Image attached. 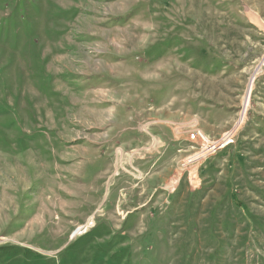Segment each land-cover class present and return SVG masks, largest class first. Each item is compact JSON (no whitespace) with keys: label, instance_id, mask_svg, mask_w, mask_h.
<instances>
[{"label":"rangeland","instance_id":"rangeland-1","mask_svg":"<svg viewBox=\"0 0 264 264\" xmlns=\"http://www.w3.org/2000/svg\"><path fill=\"white\" fill-rule=\"evenodd\" d=\"M0 245L264 264V0H0Z\"/></svg>","mask_w":264,"mask_h":264},{"label":"built area","instance_id":"built-area-1","mask_svg":"<svg viewBox=\"0 0 264 264\" xmlns=\"http://www.w3.org/2000/svg\"><path fill=\"white\" fill-rule=\"evenodd\" d=\"M225 137V136H224ZM189 140L192 143L198 144L200 147V151L195 154H192L191 156H188L186 159L187 164H193L195 163L198 159L203 158L206 156V154H211L215 153L217 150L220 148L225 147L227 144L232 142V140H226V138L221 139V140H213L210 138L209 135H207L205 132H203L200 129L194 130L189 134ZM90 225H85V226H80L78 229L79 234L86 233L88 229L91 226Z\"/></svg>","mask_w":264,"mask_h":264},{"label":"trees","instance_id":"trees-1","mask_svg":"<svg viewBox=\"0 0 264 264\" xmlns=\"http://www.w3.org/2000/svg\"><path fill=\"white\" fill-rule=\"evenodd\" d=\"M6 255H12L15 257H21L20 259L27 257L33 258L34 252L25 250L24 248L16 245H0V262ZM23 256V257H22Z\"/></svg>","mask_w":264,"mask_h":264},{"label":"crops","instance_id":"crops-1","mask_svg":"<svg viewBox=\"0 0 264 264\" xmlns=\"http://www.w3.org/2000/svg\"><path fill=\"white\" fill-rule=\"evenodd\" d=\"M189 142H190V140H189V134H188V137L186 138ZM191 144H192V142H190ZM148 152H152V150H148ZM162 152H163V150H162ZM161 152V153H162ZM147 153V152H146ZM150 157H152V156H150ZM176 166H178V164H176ZM175 169H176V167H175ZM174 169V171L172 172V174L170 173H168L167 175H163V173H161V172H155L154 174H153V177H156V179H157V177H158V179H159V185H158V187L157 188H155V192H157L159 189H162V190H166L167 191V186H168V184H169V182L173 179V178H175L176 176H178L177 174V171L179 170V167H178V169H176L175 170ZM180 170H182V169H180ZM193 179V178H192ZM180 181V179L179 180H177V182H179ZM169 191V190H168ZM171 191V190H170ZM170 191H169V193H170Z\"/></svg>","mask_w":264,"mask_h":264},{"label":"bare ground","instance_id":"bare-ground-1","mask_svg":"<svg viewBox=\"0 0 264 264\" xmlns=\"http://www.w3.org/2000/svg\"><path fill=\"white\" fill-rule=\"evenodd\" d=\"M202 22V21H201ZM191 129V128H190ZM178 132V131H177ZM181 133V132H180Z\"/></svg>","mask_w":264,"mask_h":264}]
</instances>
